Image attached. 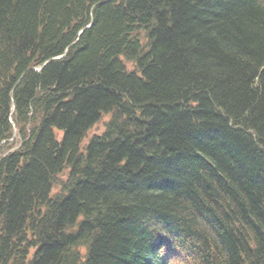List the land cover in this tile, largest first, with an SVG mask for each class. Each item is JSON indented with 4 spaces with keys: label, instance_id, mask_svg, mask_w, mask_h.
<instances>
[{
    "label": "trees",
    "instance_id": "16d2710c",
    "mask_svg": "<svg viewBox=\"0 0 264 264\" xmlns=\"http://www.w3.org/2000/svg\"><path fill=\"white\" fill-rule=\"evenodd\" d=\"M105 1L0 0V264H264V0Z\"/></svg>",
    "mask_w": 264,
    "mask_h": 264
},
{
    "label": "bare ground",
    "instance_id": "6f19581e",
    "mask_svg": "<svg viewBox=\"0 0 264 264\" xmlns=\"http://www.w3.org/2000/svg\"><path fill=\"white\" fill-rule=\"evenodd\" d=\"M3 143H4V142H3ZM9 152H10V151H6V152H4L3 156L1 157V159H2L3 157H5L7 154H9ZM1 159H0V160H1Z\"/></svg>",
    "mask_w": 264,
    "mask_h": 264
}]
</instances>
